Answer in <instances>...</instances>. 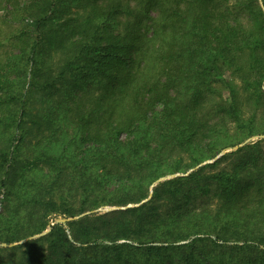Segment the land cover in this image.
<instances>
[{
  "label": "trees",
  "instance_id": "trees-1",
  "mask_svg": "<svg viewBox=\"0 0 264 264\" xmlns=\"http://www.w3.org/2000/svg\"><path fill=\"white\" fill-rule=\"evenodd\" d=\"M21 2L0 264H264V0Z\"/></svg>",
  "mask_w": 264,
  "mask_h": 264
},
{
  "label": "rangeland",
  "instance_id": "rangeland-1",
  "mask_svg": "<svg viewBox=\"0 0 264 264\" xmlns=\"http://www.w3.org/2000/svg\"><path fill=\"white\" fill-rule=\"evenodd\" d=\"M1 2L3 1V0H0ZM22 0H11V2L12 3H15V2H17V3H22L21 2ZM12 6V5H11ZM11 6H8V5H6L5 6V8H4V6H2V3H0V59H2L3 58V54H4V52L6 51V39H7V37L12 33V32H14V30H13V27H15L16 26V24H15V26H11V24H9L8 22H7V20H5V18L4 17H6V15H7V19H9L10 21H12L13 23H15L11 18H13V19H17V18H15L16 16H14L15 14H17V12H20L17 8H15L14 10H13V13L12 14H10V12L12 11V9H11ZM15 6H18V5H15ZM19 7H21L20 5L18 6V8ZM6 9V10H5ZM7 11L6 13H4L5 11ZM15 11H16V13H15ZM4 18V19H3ZM238 86H239V83L240 82H238V81H236L235 82ZM239 90V93L241 92H243V94H244V90L242 89V87L241 88H238ZM240 93V94H241ZM221 94H224V96L226 95V90H225V88L223 89V88H221ZM260 109H263V107L262 108H260ZM243 111H244V115H248L249 114V110L247 109V108H244L243 109ZM262 113L263 112H257V120H258V122L259 121H262V125L264 126V121H263V118H262ZM264 116V115H263ZM262 118V119H261ZM246 143H250L252 146H256V148H257V150H259V151H256V152H258V153H260V154H262L263 155V157H264V129H261V128H259L258 130H256V132H255V134L254 135H252V136H250V137H247L242 143H240V144H238V145H235V146H233L232 148H229V149H227L226 151L225 150H222L220 153H218L217 155H216V157H219L222 153H224V152H229V151H233V150H236L238 147H241V146H243L244 144H246ZM214 159V158H213ZM217 159V158H216ZM212 159H207V160H205V161H203V162H201L200 164H198V165H196L195 167H192V168H190V169H188L186 172H183V173H173V174H169V175H167V177H175V176H180V175H186V174H188L190 171H192L193 169H195V168H198L199 166H202L203 164H206V163H208L209 161H211ZM214 161V160H213ZM110 206H103V207H100V208H98L97 209V211L98 212H106V211H110V209H107V208H109ZM117 209V208H116ZM59 218H61V217H59ZM48 230H49V228L47 227L46 228V230H44V231H46V232H44V233H47L48 232ZM42 234V233H41Z\"/></svg>",
  "mask_w": 264,
  "mask_h": 264
},
{
  "label": "water",
  "instance_id": "water-1",
  "mask_svg": "<svg viewBox=\"0 0 264 264\" xmlns=\"http://www.w3.org/2000/svg\"><path fill=\"white\" fill-rule=\"evenodd\" d=\"M216 158H218V157H215L214 159H212L211 161H209V162H212L213 160H215ZM170 177V176H169ZM165 178V177H164ZM164 178H161V179H159V180H163ZM168 178V177H167ZM130 206V205H129ZM116 208H118V207H109V208H107V209H110V210H112V209H116ZM93 211H91V213H92ZM88 212H86V213H83V214H87ZM82 214V215H83ZM69 219H65V218H58V220L57 221H59V222H62V223H65L66 221H68ZM44 232H46V231H44ZM44 232H42V234H44ZM2 245H5V244H2ZM6 246V245H5ZM8 246H10V245H8Z\"/></svg>",
  "mask_w": 264,
  "mask_h": 264
}]
</instances>
